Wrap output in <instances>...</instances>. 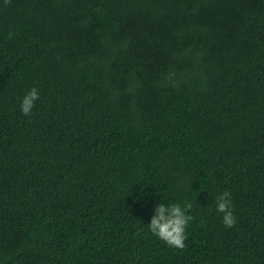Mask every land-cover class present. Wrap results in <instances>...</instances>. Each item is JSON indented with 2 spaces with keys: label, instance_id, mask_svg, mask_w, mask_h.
Segmentation results:
<instances>
[{
  "label": "trees",
  "instance_id": "1",
  "mask_svg": "<svg viewBox=\"0 0 264 264\" xmlns=\"http://www.w3.org/2000/svg\"><path fill=\"white\" fill-rule=\"evenodd\" d=\"M0 264H264V0H0Z\"/></svg>",
  "mask_w": 264,
  "mask_h": 264
}]
</instances>
